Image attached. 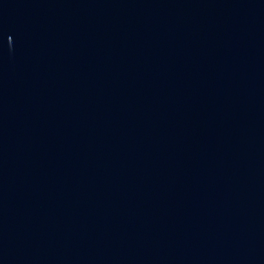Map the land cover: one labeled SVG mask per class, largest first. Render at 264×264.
<instances>
[{"label":"water","instance_id":"95a60500","mask_svg":"<svg viewBox=\"0 0 264 264\" xmlns=\"http://www.w3.org/2000/svg\"><path fill=\"white\" fill-rule=\"evenodd\" d=\"M0 264H264V0H0Z\"/></svg>","mask_w":264,"mask_h":264}]
</instances>
